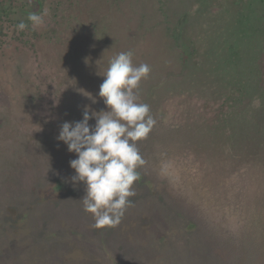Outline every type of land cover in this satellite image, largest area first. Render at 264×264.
I'll use <instances>...</instances> for the list:
<instances>
[{"label":"rangeland","instance_id":"1","mask_svg":"<svg viewBox=\"0 0 264 264\" xmlns=\"http://www.w3.org/2000/svg\"><path fill=\"white\" fill-rule=\"evenodd\" d=\"M13 4L0 3V264H264V2ZM129 50L151 68L138 97L156 124L137 142L132 205L96 228L56 137L85 106L107 110L102 74Z\"/></svg>","mask_w":264,"mask_h":264},{"label":"clouds","instance_id":"2","mask_svg":"<svg viewBox=\"0 0 264 264\" xmlns=\"http://www.w3.org/2000/svg\"><path fill=\"white\" fill-rule=\"evenodd\" d=\"M46 15L47 9L29 12L27 20L33 30L44 23ZM15 27L19 32L28 24L22 20ZM133 55L131 50L122 51L108 61L98 92L107 110L90 113L85 106L83 118L65 121L56 137L76 154L69 161L75 171L71 179L84 184L83 210L93 215L96 228L116 227L132 205L129 198L136 195L133 185L140 179L137 169L146 164L137 142L146 139L156 124L150 106L138 97L140 82L151 68L145 63L135 65ZM92 118L94 125L89 124ZM168 167L167 162L161 163L162 174Z\"/></svg>","mask_w":264,"mask_h":264},{"label":"flooded vegetation","instance_id":"3","mask_svg":"<svg viewBox=\"0 0 264 264\" xmlns=\"http://www.w3.org/2000/svg\"><path fill=\"white\" fill-rule=\"evenodd\" d=\"M33 1L36 2V3H39V0H33ZM1 2H3V4H4V3H5V4H9V6H14V4H13V0H0V3H1ZM27 3H28L27 5L30 4V2H27ZM34 4H35V3H34ZM0 16H1V13H0ZM3 23H4V21L0 19V27L3 25ZM35 37H37V35H36ZM26 45H27V44H26ZM28 46H30V45H28ZM1 251L4 252V251H6V249H2V250H0V252H1ZM2 252H1V255H0L2 258H3V257L5 258L6 255L8 256V254H5V255L3 254V255H2ZM2 258H1V259H2Z\"/></svg>","mask_w":264,"mask_h":264},{"label":"trees","instance_id":"4","mask_svg":"<svg viewBox=\"0 0 264 264\" xmlns=\"http://www.w3.org/2000/svg\"><path fill=\"white\" fill-rule=\"evenodd\" d=\"M262 2H264V0H262ZM263 15V14H262ZM262 15L260 17H262ZM251 29H252V26H251Z\"/></svg>","mask_w":264,"mask_h":264}]
</instances>
